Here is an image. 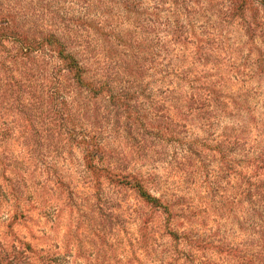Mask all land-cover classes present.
<instances>
[{
    "label": "rangeland",
    "instance_id": "374dc122",
    "mask_svg": "<svg viewBox=\"0 0 264 264\" xmlns=\"http://www.w3.org/2000/svg\"><path fill=\"white\" fill-rule=\"evenodd\" d=\"M10 1L19 7V0ZM55 2L46 3L57 7ZM30 5L33 0H26ZM153 6L138 0L125 11L116 0L96 2L89 20L113 29L114 40L128 41L133 50L107 46L91 31L85 36L89 60L80 56L91 75L113 79L121 105H130L116 115L106 111L96 135L97 163L141 179L162 208L93 174L78 146L55 150L39 120L23 146L16 124L21 119L10 107L16 99L7 95L0 99L1 242L30 243L55 264H228L214 245L228 250L247 239L243 195L248 182L264 180V26L256 23L251 32L196 3L189 36L175 46L162 27L155 34L137 28ZM159 12L158 21L174 17ZM16 180L13 200L6 184ZM11 215L16 218L8 227ZM250 225L264 231V217Z\"/></svg>",
    "mask_w": 264,
    "mask_h": 264
},
{
    "label": "trees",
    "instance_id": "16d2710c",
    "mask_svg": "<svg viewBox=\"0 0 264 264\" xmlns=\"http://www.w3.org/2000/svg\"><path fill=\"white\" fill-rule=\"evenodd\" d=\"M37 1L33 0V5L26 8V0H19V7L14 5L15 1L9 0L4 4L5 1L0 0V99L7 95L16 99V104L10 107L15 111L14 119H21L16 124L20 127L21 139H25L22 145H29L30 136H33L31 131L36 132L33 124L39 120L50 137L54 138L55 150L68 145L78 146L85 154L87 169L93 174L105 177L112 184L128 187L145 203L162 208L160 198L151 194L141 179L112 173L97 163V151L101 145L96 135L102 131V124L107 118L105 114L110 113V109L114 110L115 115L119 111L126 112L130 105H121L123 100L114 90L113 79L108 80V76L102 73L91 75L88 72L80 56L85 54L89 60L85 36L87 32L94 31L101 35L107 46H126L124 52L133 50L132 44L115 41L113 29L107 31L89 20L87 13L96 7L99 0H56L57 7L47 5L52 0H44L42 6L36 5ZM118 1L117 6L125 11L138 2L122 0L118 4ZM152 2L153 12L145 11L147 20H142L137 28H145L155 34L162 27L165 39L175 46L184 43L185 33L186 36L190 33L193 18L198 15V11L192 8V4L196 3L203 10H215L220 15V21L239 22L251 28V32H254L251 26L256 23L264 26V16L259 17L258 14L261 7L264 12V0L257 3L255 0ZM65 3L78 7V14L70 13L62 6ZM162 8L174 17L166 16L164 21H158L157 12H161ZM29 9H32V16ZM246 11L250 14L249 19L245 17ZM180 18L185 19V25L180 23ZM136 61L135 67L141 70V62L139 59ZM130 81L131 78L127 80ZM77 129L82 133L80 137L74 135L78 133ZM6 186L13 200H16L20 181L10 182ZM243 196L248 205L244 221L246 230H250L247 239L228 250L218 245H214V249L227 255L228 264H264V231H257L250 225L255 216L264 217V180L257 184L248 182ZM11 217L8 227L16 215ZM43 253L25 241L7 244L0 241V264H55L41 255Z\"/></svg>",
    "mask_w": 264,
    "mask_h": 264
}]
</instances>
